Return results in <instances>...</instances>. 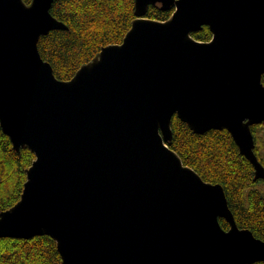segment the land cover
Wrapping results in <instances>:
<instances>
[{"label":"water","instance_id":"obj_1","mask_svg":"<svg viewBox=\"0 0 264 264\" xmlns=\"http://www.w3.org/2000/svg\"><path fill=\"white\" fill-rule=\"evenodd\" d=\"M54 1L0 0V124L35 154L0 238L49 235L63 264L264 262L223 185L167 144L175 114L195 133L227 129L264 179L252 128L264 122V0H135L122 42L68 80L38 47L68 28ZM158 3L174 7L168 19L145 16ZM204 25L208 41L193 36Z\"/></svg>","mask_w":264,"mask_h":264},{"label":"trees","instance_id":"obj_2","mask_svg":"<svg viewBox=\"0 0 264 264\" xmlns=\"http://www.w3.org/2000/svg\"><path fill=\"white\" fill-rule=\"evenodd\" d=\"M30 3L32 0H25ZM169 10L161 4L150 5L146 17L168 19ZM51 13L68 28L53 29L42 35L38 47L42 57L63 80L74 76L103 46L121 43L135 19V0H55ZM200 41L212 38L208 25L193 33ZM264 83V76H263ZM255 152L264 164V122L253 125ZM173 136L167 142L186 165L193 167L206 181L221 183L239 227L249 228L264 239V179H254V166L243 155L227 129L195 133L176 114ZM35 159L28 148L18 153L0 124V212L19 199L26 181V170ZM223 228L230 224L220 218ZM0 264H63L56 241L49 235L29 239L0 238ZM248 264H264L257 261Z\"/></svg>","mask_w":264,"mask_h":264},{"label":"rangeland","instance_id":"obj_3","mask_svg":"<svg viewBox=\"0 0 264 264\" xmlns=\"http://www.w3.org/2000/svg\"><path fill=\"white\" fill-rule=\"evenodd\" d=\"M264 134V131H260V135L262 136Z\"/></svg>","mask_w":264,"mask_h":264}]
</instances>
